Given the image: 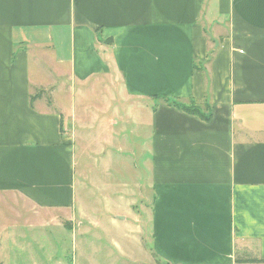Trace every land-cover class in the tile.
I'll list each match as a JSON object with an SVG mask.
<instances>
[{
    "label": "crops",
    "instance_id": "obj_1",
    "mask_svg": "<svg viewBox=\"0 0 264 264\" xmlns=\"http://www.w3.org/2000/svg\"><path fill=\"white\" fill-rule=\"evenodd\" d=\"M0 201L11 264H264V0H0Z\"/></svg>",
    "mask_w": 264,
    "mask_h": 264
},
{
    "label": "rangeland",
    "instance_id": "obj_2",
    "mask_svg": "<svg viewBox=\"0 0 264 264\" xmlns=\"http://www.w3.org/2000/svg\"><path fill=\"white\" fill-rule=\"evenodd\" d=\"M128 155L131 157L130 158V163H131L134 160V158H132V155L130 153H128ZM86 164L88 165V163ZM92 164L93 162H91V165ZM102 166L105 165L103 164ZM140 170H141V166H135L130 164L128 175H124V176L126 178L127 177L133 178L135 174L137 176V172H139ZM131 186H133V181L131 182ZM86 207L88 208V205ZM122 207L124 206L120 204L117 206V208L120 210L122 209ZM14 208L17 209V212H19V214L17 215L15 214V217L11 213L12 210L9 211L8 205H6L3 201H0V227L4 225H10L12 220L14 218L15 219L18 218L16 216L19 215L21 216L20 219L22 218L25 221L31 220L35 224H37L36 222L40 221V219L42 218L40 216H35L32 218H29L30 216L26 217L24 210H22L20 207L17 208L14 206ZM102 208L105 210V205H102L100 209L102 210ZM35 226L36 227L34 228L33 227L30 228L27 225L22 224V228H19V230L21 231L19 233L20 236L24 232L23 235L25 241L22 245H27V247L30 249L28 254L35 261L39 259L53 260L55 258H58L60 260H65L68 262L75 261L77 259L80 261H84L86 260L85 258H83L85 254H92L90 249H82L80 247L77 238L76 241L74 242L72 236L67 235L68 231L66 229L63 230L61 227H53V226L50 227H45L41 225H35ZM0 230L3 229L0 228ZM112 230L114 232V235L117 237V239L123 238V237L120 238V236L122 235H119V233L117 234L119 236L116 235V230H117L116 228H112ZM124 241H126V239H124ZM125 245L126 247L124 251L128 256V259L130 258V261L128 260L126 261L130 262V264H152L145 260V255L143 256V254L141 253V249L136 242L130 241V245L126 243ZM103 246H105L104 242H103ZM42 248L44 249L42 250ZM103 249L105 248L103 247ZM9 252H10L9 236L0 237V261L3 262L4 264H11L10 261L11 255L9 254ZM80 253H83L81 257H80ZM105 256L106 254L104 253L103 256L98 258L101 259L102 257Z\"/></svg>",
    "mask_w": 264,
    "mask_h": 264
},
{
    "label": "trees",
    "instance_id": "obj_3",
    "mask_svg": "<svg viewBox=\"0 0 264 264\" xmlns=\"http://www.w3.org/2000/svg\"><path fill=\"white\" fill-rule=\"evenodd\" d=\"M107 41V43H110L109 41L110 40H106ZM168 103V105H175L176 107H179L182 111H184V112H186V113H189V114H192V115H196V116H200L201 114L196 110V108L195 107H193V106H188V107H186V106H182V105H178V104H176V103H174V102H167Z\"/></svg>",
    "mask_w": 264,
    "mask_h": 264
}]
</instances>
